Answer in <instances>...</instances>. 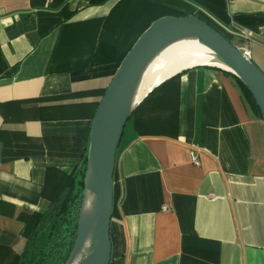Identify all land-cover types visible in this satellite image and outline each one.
Returning a JSON list of instances; mask_svg holds the SVG:
<instances>
[{
  "label": "crops",
  "instance_id": "0c3cea01",
  "mask_svg": "<svg viewBox=\"0 0 264 264\" xmlns=\"http://www.w3.org/2000/svg\"><path fill=\"white\" fill-rule=\"evenodd\" d=\"M189 14L264 74V0H0V264L23 252L26 216L47 210L65 176L79 179L100 92L138 37ZM130 118L109 264H264V123L234 79L188 69Z\"/></svg>",
  "mask_w": 264,
  "mask_h": 264
},
{
  "label": "water",
  "instance_id": "95a60500",
  "mask_svg": "<svg viewBox=\"0 0 264 264\" xmlns=\"http://www.w3.org/2000/svg\"><path fill=\"white\" fill-rule=\"evenodd\" d=\"M187 36L196 38L206 46L225 69L206 65L202 67L219 69L241 81L264 123V74L223 34L193 14L154 20L126 53L97 103L89 134L76 237L64 264L110 263L113 176L116 152L124 127L134 110L153 89L191 68L165 79L136 104L135 90L155 56L167 45Z\"/></svg>",
  "mask_w": 264,
  "mask_h": 264
},
{
  "label": "trees",
  "instance_id": "16d2710c",
  "mask_svg": "<svg viewBox=\"0 0 264 264\" xmlns=\"http://www.w3.org/2000/svg\"><path fill=\"white\" fill-rule=\"evenodd\" d=\"M205 23L221 33L208 21H205ZM226 39L232 44L228 37ZM224 74L234 79L243 97L258 117L262 119L255 102L241 81L230 73L224 72ZM104 91L100 92L101 96ZM85 164L86 156L80 165L79 179H77V174L65 176L61 181V185L57 187V192L50 197L47 210L39 218L31 215L26 216V223L22 231L26 244L15 264H28V259L31 257L35 258L33 264L65 263L76 237Z\"/></svg>",
  "mask_w": 264,
  "mask_h": 264
},
{
  "label": "bare ground",
  "instance_id": "6f19581e",
  "mask_svg": "<svg viewBox=\"0 0 264 264\" xmlns=\"http://www.w3.org/2000/svg\"><path fill=\"white\" fill-rule=\"evenodd\" d=\"M205 65L225 69L214 59L211 51L196 38L187 36L172 42L146 67L135 90L134 103H138L153 87L179 71Z\"/></svg>",
  "mask_w": 264,
  "mask_h": 264
},
{
  "label": "built area",
  "instance_id": "2783aa9c",
  "mask_svg": "<svg viewBox=\"0 0 264 264\" xmlns=\"http://www.w3.org/2000/svg\"><path fill=\"white\" fill-rule=\"evenodd\" d=\"M239 37H241L242 39L246 38V31H241L240 33H238ZM237 48V47H236ZM240 53L246 57L247 59H249V50L246 47H241V48H237ZM190 161L195 164V165H199V160L197 159L196 156H194L193 154L190 155ZM213 195H209V197L212 198ZM161 211L162 212H168L169 209L167 206H162L161 207Z\"/></svg>",
  "mask_w": 264,
  "mask_h": 264
},
{
  "label": "rangeland",
  "instance_id": "374dc122",
  "mask_svg": "<svg viewBox=\"0 0 264 264\" xmlns=\"http://www.w3.org/2000/svg\"><path fill=\"white\" fill-rule=\"evenodd\" d=\"M131 130H132V124H131V121H129V122L126 123V125L124 127L123 134H125V136H126L127 134L131 133ZM34 260H35L34 257L29 258L28 259V264H33Z\"/></svg>",
  "mask_w": 264,
  "mask_h": 264
}]
</instances>
